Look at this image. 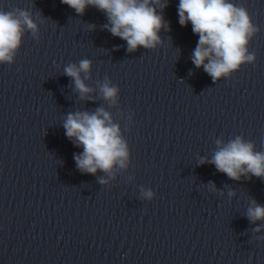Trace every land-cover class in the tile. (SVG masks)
I'll return each instance as SVG.
<instances>
[{"label": "clouds", "instance_id": "obj_1", "mask_svg": "<svg viewBox=\"0 0 264 264\" xmlns=\"http://www.w3.org/2000/svg\"><path fill=\"white\" fill-rule=\"evenodd\" d=\"M72 8L77 15L83 16L91 6L105 14L108 23L103 28L114 37L127 42L129 52L143 47L155 48L160 43L161 30L170 31L169 22L165 21L163 10L168 7V0H61ZM179 24L192 25V32L199 40L191 60L197 67L212 78L213 82L237 71L244 64L256 60L254 52L248 51L250 41L258 33L248 10L237 6L233 0H179ZM91 27H95L94 25ZM25 29L36 35L38 27L29 11L16 8L10 11L0 10V63L11 62L13 54L19 48ZM91 61L80 60L78 66L69 64L64 68V75L74 82L75 91L80 99H88L93 91L86 86ZM84 74V79L81 74ZM118 88L107 80L100 86L103 99L112 104L117 102ZM66 136L76 147L83 148L75 154L77 168L84 173L95 175L98 170L111 175L113 168L126 167L128 149L120 135L119 125L113 122L109 112L98 108L94 112L77 111L69 113L63 122ZM218 150L211 161L217 171L232 180L252 177L264 179V152L254 150V144L237 136L223 144L217 140ZM101 184L106 183L100 179ZM210 187L215 189V185ZM152 196L149 191L145 194ZM229 195H234L230 192ZM247 219L255 224L264 221V206L252 201L246 213ZM261 227L254 231L259 232Z\"/></svg>", "mask_w": 264, "mask_h": 264}]
</instances>
